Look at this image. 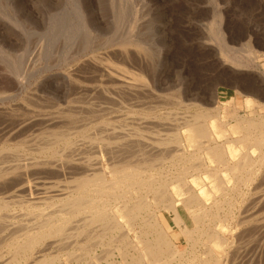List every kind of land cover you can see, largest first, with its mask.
Listing matches in <instances>:
<instances>
[{
  "label": "bare ground",
  "instance_id": "1",
  "mask_svg": "<svg viewBox=\"0 0 264 264\" xmlns=\"http://www.w3.org/2000/svg\"><path fill=\"white\" fill-rule=\"evenodd\" d=\"M216 35L219 39L220 34L216 33ZM244 42L242 43L245 44L246 42ZM244 46L245 50L242 48L245 53V55L242 54L243 60L241 62L232 61L245 69L256 68L259 58H261L258 56L261 54L258 51L261 49H257V51L251 44ZM122 48L117 56L114 55L118 58V62L112 60L108 53L93 54L89 57V64L93 65L95 73L94 78H98V81L105 82L107 85L114 83L118 87L119 93L121 89L124 94H130L132 97H136L137 94L140 97L138 102L146 103L141 100V92L138 94V88L136 89L138 82L146 84L148 87L150 80L143 69L138 67L140 65L138 60L141 57L137 56L138 60H136V57L125 46ZM6 50L2 51L3 54L0 53V57L6 59L0 68L18 73L21 65L19 66L16 60L6 58H10L14 54H11L13 49L7 50L8 52ZM39 55L41 56V53ZM37 57L39 58V56ZM87 67L85 64V68ZM67 71L69 72V81L56 90L54 89L52 93L50 92L55 97L54 105L59 106L66 100L72 102L73 100L70 98L74 95L96 96L98 92L106 95L105 98L109 96V93L111 95L112 92H109V89L106 91L108 86H102L104 89L106 88L105 90L99 86H83L82 83L76 82L70 77L74 69ZM257 80H261L260 77ZM259 83L260 86L255 84L257 86L255 89L254 85L243 87L244 89L235 85L242 95L252 100L249 107L255 113L253 116L237 113L233 116L235 117L234 124L223 120L221 107H216L213 110L201 109L191 116L184 117L183 121H179V124L175 125L176 127L173 129H170L165 122V125L161 123L157 127L156 124L150 127V124L148 129H145L144 126V129L143 127H133L131 132L122 137L117 134L106 138L105 136L108 134L105 133L106 135H101L105 138L101 137L100 140V137L97 136L94 139L93 135L92 142L97 145L102 141L104 147L96 148L98 150L96 157L91 156L92 152L89 155H84L83 162H78V159L75 162V154L71 155L75 148L71 154L70 151L64 153H68L67 157L61 154V151L71 148L74 142L76 143L72 137L74 134L70 130L73 127L65 131L66 127L64 126V130L57 129L58 131H56V128H59L60 123L64 122V118L66 119V115L69 114L56 111L54 115L46 114L45 116L41 113L39 117L38 114L34 115L33 113L34 116H32L27 112H20L19 106L21 105L18 106L16 103L7 106L5 110L2 107L3 110H0V114L2 113V117L4 115V120L12 122L10 125L12 127L9 126L10 129L5 132L2 129L0 143L7 145L9 142H17L19 145L16 144L18 146L15 147L3 145L0 148V154L20 152V145L26 143L23 141L26 134L31 131L37 129L41 131L54 129L55 131L48 137L44 135L45 142L38 145V149L35 148L38 150L36 151L38 154L45 155L43 159L34 157L31 158L33 159L31 161L22 162L18 158L20 153L19 155L14 153L16 156L12 157V154L11 158L6 157L7 159L3 160L2 164L0 163V196H5L4 193H7V189L11 192L7 193L10 196L7 197V200L4 197L0 198V264H66L68 262L73 264H236V260L239 258L241 259L239 264L263 263L264 114L260 110H264V84L260 81ZM0 84L2 85V83ZM11 87L8 85L6 89L10 90ZM114 88L116 90V87ZM114 88L112 87L113 90ZM179 89L177 90L178 101L183 102V92ZM114 93L116 91L112 93L113 96H116ZM155 93L157 95V92ZM155 93L152 94L155 95ZM127 94L125 98L124 95L122 96L123 99H128L126 98ZM0 95H2L0 103L14 100L15 96L3 89L0 91ZM145 97L149 98V96ZM105 98L104 101H106ZM164 98L169 101L167 97ZM171 98L173 99L172 96ZM108 99L109 97L107 101ZM134 99L137 103L139 98ZM89 101L91 100L89 99L88 103ZM130 102L128 103L130 104ZM31 103L33 104V101ZM132 103L130 107L135 105ZM93 104L91 103V106ZM157 104L159 103L157 102ZM24 105L22 106L25 109L27 105ZM50 105L52 106V104ZM101 106L105 107L103 104ZM46 107L48 106L46 105ZM68 107L77 109L75 105L70 107L68 104ZM61 108L59 110L65 111V107ZM152 108L154 109V107ZM96 111L98 110L96 109ZM77 112H73L72 115ZM143 117L148 119L152 115L150 112L142 113ZM153 117L160 118L162 122L171 120L170 115ZM104 124L108 127L114 125L111 122H104L102 125L104 127H106ZM159 125L161 126L159 127ZM228 130L231 131L228 136L231 139L226 144L220 143L216 136L226 135ZM77 132L74 131L76 134ZM96 134L98 135V133ZM183 134H185V139ZM87 136L85 135L84 138ZM149 140L151 147L145 144ZM122 142H127L130 148H136L137 152L134 149L136 154L129 156L127 153H132L130 149V152L127 150V153H121V151L126 152L125 149L129 148L128 145L124 150H121L120 146V150L116 148L117 146L115 149L112 148L114 144L118 145ZM23 155L20 156L22 159ZM92 157L96 159L95 162ZM73 171L80 174L72 175L73 179L69 181L71 175H69L70 177L66 175L71 172L75 174L76 172ZM107 172L110 178H108ZM34 173L65 175V178L68 177V179L64 177L63 179L68 180L70 188L69 190L62 188L49 191L47 195L44 191L40 193V197H36L37 195L32 193L34 187L30 183V177L36 175ZM36 181L39 182L37 178ZM47 184L44 183V185ZM40 185L39 187L43 184ZM43 187L41 189L46 190V187ZM42 194L45 195L42 196ZM42 202L43 204H40ZM246 206L250 213L244 217L242 210ZM250 222L256 226L252 230L250 229L249 233L247 232L249 229L247 231L243 229ZM229 233L233 234L231 240L227 237ZM181 238L185 239V248L178 244V242L181 243ZM201 246L203 249H200ZM215 248L225 255L219 256Z\"/></svg>",
  "mask_w": 264,
  "mask_h": 264
},
{
  "label": "rangeland",
  "instance_id": "2",
  "mask_svg": "<svg viewBox=\"0 0 264 264\" xmlns=\"http://www.w3.org/2000/svg\"><path fill=\"white\" fill-rule=\"evenodd\" d=\"M216 33L220 34L219 39ZM247 44H251L255 50L261 49L260 51L257 50L261 53L258 55L259 57L261 56V58H259V64L256 68L245 69L232 61L236 60V62H241L243 60V55H245L244 45ZM124 46L134 57H136V60L141 57L138 60L140 63L138 67H141L150 79H148V87L143 83V85L139 82L137 83L138 85L136 84V89H140H137L138 94L141 92L142 95L140 94V96H144V100L141 97L142 101H146V103L143 102L144 104L142 102H138L140 97L137 96V94L136 97H132L130 94L126 93L127 96L129 95L128 97L126 96L128 99H123L126 94H124L121 89L119 93L118 87L114 83H108L107 85L105 82L98 81V78L95 77V79L94 69L92 68L93 65L89 64L88 59L91 55L102 53H108L112 57V60L118 62V58L114 57V55L117 56ZM14 47L16 48L14 49ZM242 48L244 50H242ZM6 49L8 51L13 49L14 52L12 51L11 54L14 53L13 55H16L6 58L9 60H16L19 66H21L19 71H17L18 73L5 71L0 68V83H2V85L0 84V91L3 89L6 90V92H11L15 95L14 100L0 103V110L2 107L5 110L7 106L9 107L12 103H16L18 106L21 105L19 106L20 112H27L29 115H32L33 113L34 115L38 114L37 116L39 117L41 116V113L45 116L46 114L54 115L56 114L54 113L56 111L69 114L66 115V119L64 118L65 121L60 123V126L61 124L62 126L56 128V131L59 129L64 130L65 127V131H67L73 127L70 130H72L74 136L76 135L75 137L72 136L76 143L74 142V145H72L71 148L61 151V154L67 157L66 155H68L69 151L71 154L73 152L72 150L75 148L73 154L71 155L75 154V162H77L76 159H78V162H83L82 158L84 155H89L92 152L91 156L93 155L96 157V155H98V147H104L102 141L101 143H97V145L92 142L96 136L100 137V140L101 137L107 138V136L112 137L111 135L115 136L117 134L118 136L120 134L119 137H122L137 127L142 128L144 126L145 129H148L150 124V127L155 126L154 124H156L157 127L158 124L162 123L165 125L167 123L168 127L173 129L179 124V121H183L184 117L189 115L191 116L201 109L213 110L216 107H221L223 120L234 124L235 117L233 116L237 113L250 116L255 115L252 108L249 107L252 100L247 96L242 95L239 92V88L244 89L245 87H248V85H254L253 87L255 89L257 86H260L259 81L264 84V0H0V53ZM39 53H41L42 57ZM37 56H39V58ZM4 59L3 57H0V67L3 65ZM34 61L37 63H34ZM85 64L88 66L87 68H85ZM129 68L133 69L130 66ZM68 69H74V71L71 72L72 76L70 77L73 78L74 81L82 83L83 86H99L102 90H105L106 88L104 89V87L108 86L106 91L109 89V92L111 91L113 93L116 91V93L118 92L121 95L114 93L116 96H113L112 93L111 95L109 93V96H107L109 97L108 101L110 103H107L108 97L105 98L106 95L100 94L99 92L96 96L82 95L83 97L85 96L84 98L81 97V95H74L70 98L73 100H71L72 102L66 100L59 106H56L54 105L55 103L53 100L55 97H53L51 93L54 89L56 90V88L65 85L69 81ZM82 69L83 72L81 73ZM134 70L136 69L134 68ZM258 77H260L261 80H257ZM8 85L13 87H11L12 89L10 88L12 91L6 89ZM233 85H236L239 88L236 86L234 87ZM112 87H116V90L114 88V91ZM178 89L182 90L184 96L183 102L179 100L181 103L178 101L179 98L177 97ZM14 91H16L15 94ZM145 92L147 95H145ZM155 92H157V95ZM152 93H155V95ZM98 95H101V97H98ZM158 95L162 97L159 98ZM1 96L2 95H0V97ZM145 96H149L150 99H146ZM103 97L106 101H104ZM164 97H167L169 101H166V98ZM134 98H139L137 100V103H140L139 105L135 102L136 100ZM87 99H90L91 101L88 103ZM129 99H133V103L130 102ZM32 101L33 104L31 103ZM127 101L130 102V104L132 103L135 105H131V107L133 106L131 108ZM147 101L151 102L147 103ZM157 102L159 104H157ZM91 103H96L97 105L93 104L91 106ZM24 104L27 105V107ZM50 104H52V106ZM68 104L70 107L75 105L77 109L80 107L82 108L83 105L88 108L85 109V106H83L84 111H82L83 108L82 110L80 108L79 110L82 111L80 112L74 107L69 108ZM102 104L103 106L105 105V107H102ZM22 105L25 106V109ZM46 105L48 107H46ZM136 105L138 106L137 108ZM89 106H91L90 111H88ZM151 106L154 107V109ZM63 107H65V111L59 110L60 108L64 109ZM142 107H147L148 109H144V111ZM32 109L33 111H31ZM96 109L98 111H96ZM87 111L90 112V114H88ZM73 112H77V114L74 113L72 115ZM148 112H150L152 117L170 115L171 120L169 119L162 122L160 118H142V113L144 114ZM260 112L264 114V110H260ZM1 114L0 132H3L2 129L5 132L12 127L10 126L12 125V122L7 119L4 120V115L2 117ZM103 120L104 122H111L115 126L113 125L108 127L104 124L106 126L104 127L102 126L104 123ZM4 121H7L8 125H5ZM1 124L3 125V128L1 127ZM173 124L174 127H172ZM74 126L77 127L76 130ZM160 126L161 125H159V127ZM51 130L41 131L37 129L29 132L26 134V141H23L26 143H22V145H20V152H4L0 154V163H3V160L7 159L6 157L9 158L12 154L13 157L15 154L19 155V153L20 155L18 158L21 159L22 162L31 161L33 160L31 158L34 157H40V159H43L45 155H43V157L36 152L38 151L37 146L42 144V142L44 143L46 137L50 136L53 131H55L54 129L52 131ZM73 130L77 132V134L74 133ZM103 130L107 132H104ZM99 132L104 133L99 134ZM96 133H98V135ZM226 133V135L216 136L217 140L222 144H226V142L231 139L228 137L230 136L231 131L228 130ZM2 134L3 133H1L0 136ZM85 135H88L89 139L88 136L84 138ZM93 135L94 139L92 138ZM101 135L106 136L103 137ZM183 138H186L185 134H183ZM79 140H82L84 143ZM147 142L145 144H148L149 146L150 140L148 143ZM8 144L6 145L1 142L0 148L1 146L3 147V145L6 147H15L19 145L17 142H9ZM127 145V142H122L118 145L114 144L112 148L115 149V146H117L116 148H119L120 146L121 150H124ZM127 147L129 148L125 149L126 152L121 151V153L123 152L125 154L127 153V150L129 151L130 149L132 153H127L129 156L136 154V148H130L129 145ZM65 152L68 153L64 154ZM22 155L24 157L23 159L21 158ZM94 157H92V159ZM95 161L96 159L93 162ZM34 174L36 175L31 177L33 179L36 177L39 182L36 181V178L33 180L30 177L31 181L33 180L32 182L30 181V183H32L34 187H32L34 189V192L32 193H35V196L37 195L36 197H40V193H43L44 191L47 195L49 191L56 189L61 190L63 188L64 190H69L70 183L68 180L70 181L73 179L72 175L77 176L80 173L76 172L75 174H72L71 172L66 175H71L72 178L69 176L71 179H68V177L65 178V175ZM39 174L41 175L40 177ZM106 174L108 175V178H110L109 173L107 172ZM63 177L68 180L65 181ZM58 182L61 183L59 184ZM40 183L41 185H44V183H48L49 185H44V187H46L45 190L41 189L43 185L41 186ZM54 184H56L58 188ZM39 185L41 187H39ZM48 186L49 188H47ZM50 186L53 187L51 188ZM7 190V193H11ZM7 193H4L5 196L2 195L0 198L4 197V199L7 200V197L9 196ZM45 194H42V196ZM40 204H43V202ZM247 206L249 207V205ZM246 207L242 210L244 217L248 216L250 213L247 211L250 207H247V209ZM251 224L253 223H247L243 230L247 231L249 229L247 232L250 233V231L256 226ZM243 230L242 232H244ZM132 237H134V234H132ZM227 237L231 240L233 238V234L229 233ZM180 240L181 243L178 242V244H181L182 248H185V239L181 238ZM200 249H203L202 246ZM215 250L219 256L225 255L216 248ZM263 255L264 252L262 253V256ZM263 258L264 257H262L263 263H261V261V264H264ZM238 260H236V264H239L241 259L239 258ZM66 264L73 263L68 262Z\"/></svg>",
  "mask_w": 264,
  "mask_h": 264
}]
</instances>
